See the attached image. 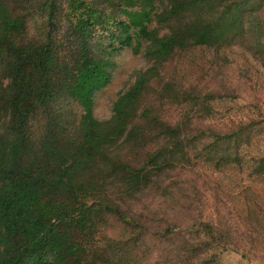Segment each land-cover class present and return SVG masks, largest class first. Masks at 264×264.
<instances>
[{
  "label": "trees",
  "instance_id": "16d2710c",
  "mask_svg": "<svg viewBox=\"0 0 264 264\" xmlns=\"http://www.w3.org/2000/svg\"><path fill=\"white\" fill-rule=\"evenodd\" d=\"M157 1L121 0L115 6L119 11H106L85 0H69L68 34L77 55L61 61L51 30L45 41L27 37V18L17 8L20 0H0V264H83L84 254L92 251L98 214L139 226L125 195L156 188L166 164L176 167L187 161L185 146L197 148L196 141L205 143L207 160L220 155L226 164L233 147L234 162L241 164L242 132L206 123L191 135L159 122L155 130L162 133L146 143L149 126L159 120L150 108L141 110V96L151 80L145 78L148 71L117 100L109 119L95 117V92L110 82L112 58L121 48L138 53L146 43L150 54L168 56L178 48L221 41L244 28L251 0H219L224 3L218 16L190 21L182 19L187 5L211 6L215 1L170 0L173 13L160 20ZM45 5L52 16L56 3L46 0L40 6ZM155 21L171 25L162 31L150 26ZM100 29L119 43L100 50L107 56L92 43ZM74 104L82 109L80 119ZM137 145L144 153L141 159L123 157ZM256 162L257 171L264 172V154ZM107 184L120 190L115 197L103 198ZM204 225L200 235L213 237L216 225ZM210 246L207 241L183 249L206 254L196 264H222L208 253Z\"/></svg>",
  "mask_w": 264,
  "mask_h": 264
},
{
  "label": "rangeland",
  "instance_id": "374dc122",
  "mask_svg": "<svg viewBox=\"0 0 264 264\" xmlns=\"http://www.w3.org/2000/svg\"><path fill=\"white\" fill-rule=\"evenodd\" d=\"M45 1L20 0L17 8L27 18L26 36L45 41L51 30L60 60L71 59L77 48L68 34L70 2L54 0L50 16L47 4L40 6ZM85 1L106 11H119L115 6L121 0ZM214 1L211 6L187 5L182 19L218 16L224 2ZM157 5L158 20L173 13L170 0H158ZM248 10L244 28L232 31L223 41L178 48L168 56L150 54L144 43L138 53L124 47L112 58L115 67L110 82L95 92V117L109 119L117 100L148 71L145 78L151 80L141 96V110L150 108L159 120L149 126L146 143H153L162 133L155 130L159 122L178 125L191 135L206 123L218 130L242 132V162H234L233 147L229 162L222 164L225 158L220 155L207 160L202 141H196L197 148L185 146L187 161L176 167L168 162L156 188L135 197L125 195L139 226L132 228L104 212L98 214L92 251L84 254L83 264H196L206 254H186L183 248L207 241L211 242L208 253L222 264H264V227L260 226L264 220H258L264 219V172L257 171L256 162L264 154V0H251ZM71 19L76 22L75 17ZM170 25L150 24L162 31ZM174 25L180 26L178 22ZM104 33L101 29L94 33L92 43L97 51L109 49L110 44L119 46ZM100 55L107 56L102 51ZM73 108L80 119L81 107L74 104ZM137 147L127 148L123 157L141 159L144 153ZM106 189L103 198L115 197L120 191L116 184H107ZM205 222L216 225L211 238L200 235Z\"/></svg>",
  "mask_w": 264,
  "mask_h": 264
}]
</instances>
